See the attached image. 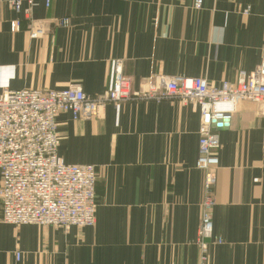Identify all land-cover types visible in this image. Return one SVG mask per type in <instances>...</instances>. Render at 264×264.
I'll return each instance as SVG.
<instances>
[{
    "label": "crops",
    "instance_id": "1",
    "mask_svg": "<svg viewBox=\"0 0 264 264\" xmlns=\"http://www.w3.org/2000/svg\"><path fill=\"white\" fill-rule=\"evenodd\" d=\"M8 1L0 0V95L81 86L97 99L118 61L134 92L158 77L219 87L253 72L264 55V0H203L200 10L194 0H37L39 39ZM56 122L65 163L96 168L95 225L15 227L0 205V264H199L197 108L134 100L109 104L93 120L64 113ZM215 130L213 225L223 244L210 245L209 264H264V105L243 103Z\"/></svg>",
    "mask_w": 264,
    "mask_h": 264
},
{
    "label": "built area",
    "instance_id": "2",
    "mask_svg": "<svg viewBox=\"0 0 264 264\" xmlns=\"http://www.w3.org/2000/svg\"><path fill=\"white\" fill-rule=\"evenodd\" d=\"M51 0H45L49 7ZM8 5L23 13L29 22L32 39L43 33L42 24L34 20L37 0H13ZM24 6H26L24 8ZM203 0H194L202 9ZM247 13V12H246ZM59 27L68 21L59 20ZM17 24H12V30ZM177 99L198 109L200 114L199 150L196 168L204 173L203 212L196 244L199 264H209L210 245H221L214 236V187L221 147L215 130L217 123L229 120L245 102L264 105V55L257 68L239 72L234 82L217 87L203 78L154 79L139 92L122 73L121 62L115 64L110 90L97 99L89 98L81 86L64 90H6L0 95V205L7 225L92 228L96 221L97 171L92 165L67 164L59 155L61 136L57 118L70 114L72 119L93 120L105 106H118L134 100L162 101ZM19 261L20 254H16Z\"/></svg>",
    "mask_w": 264,
    "mask_h": 264
},
{
    "label": "rangeland",
    "instance_id": "3",
    "mask_svg": "<svg viewBox=\"0 0 264 264\" xmlns=\"http://www.w3.org/2000/svg\"><path fill=\"white\" fill-rule=\"evenodd\" d=\"M9 1H13V0H9ZM9 1H8V2H9ZM42 27H43V31H44V27H45V26L42 25ZM43 35H44V33H43L39 38H41ZM39 38H37V39H39Z\"/></svg>",
    "mask_w": 264,
    "mask_h": 264
}]
</instances>
